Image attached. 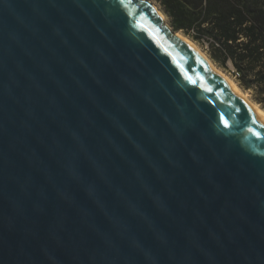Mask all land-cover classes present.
<instances>
[{"label": "water", "instance_id": "1", "mask_svg": "<svg viewBox=\"0 0 264 264\" xmlns=\"http://www.w3.org/2000/svg\"><path fill=\"white\" fill-rule=\"evenodd\" d=\"M147 0H0V264H264V122Z\"/></svg>", "mask_w": 264, "mask_h": 264}, {"label": "trees", "instance_id": "2", "mask_svg": "<svg viewBox=\"0 0 264 264\" xmlns=\"http://www.w3.org/2000/svg\"><path fill=\"white\" fill-rule=\"evenodd\" d=\"M172 28L204 45L264 109V0H154ZM229 63L233 65L231 69Z\"/></svg>", "mask_w": 264, "mask_h": 264}, {"label": "bare ground", "instance_id": "3", "mask_svg": "<svg viewBox=\"0 0 264 264\" xmlns=\"http://www.w3.org/2000/svg\"><path fill=\"white\" fill-rule=\"evenodd\" d=\"M153 7L156 9L158 15L165 21L166 15L153 3H151ZM177 37H179L181 40H183L185 43L188 44V46L197 54H199L203 59L207 62V64L212 68V70L219 73L229 84L231 89L236 92L238 96H240L244 101H246L250 107L253 109L256 116L264 122V109L260 107L258 103H256L250 96L249 93L242 89L237 81L234 80L229 74H226L224 71H221L220 68H218L213 61L208 57V55L199 48V46L193 42L190 38L185 36L182 32L177 31L175 33Z\"/></svg>", "mask_w": 264, "mask_h": 264}, {"label": "rangeland", "instance_id": "4", "mask_svg": "<svg viewBox=\"0 0 264 264\" xmlns=\"http://www.w3.org/2000/svg\"><path fill=\"white\" fill-rule=\"evenodd\" d=\"M147 1H149L150 3H153V4H155L159 9H160V7H159V5L154 1V0H147ZM161 10V9H160ZM162 11V10H161ZM163 12V11H162ZM164 13V12H163ZM165 14V13H164ZM165 24L168 26V28L170 27H172L171 26V24H170V22H169V19H168V17L166 16V19H165ZM185 35V34H184ZM191 39V38H190ZM192 40V39H191ZM193 41V40H192ZM194 42V41H193ZM198 46H199V48L200 49H202L207 55H208V57H209V54H208V52H207V50H206V44H204V45H201V44H198L197 42H195ZM210 58V57H209ZM211 59V58H210ZM212 60V59H211ZM213 61V60H212ZM213 63H214V61H213ZM218 68H220V70L221 71H224L226 74H229L232 78H234V80L235 81H237L238 82V80H237V78L235 77V74H232L231 72H228V71H226V70H224L223 68H221V67H219L216 63H214ZM229 66H230V68L232 69L233 68V65L231 64V63H229ZM238 84H239V82H238ZM240 85V84H239ZM241 87V86H240ZM242 88V87H241ZM243 89V88H242ZM248 93H249V96L252 98V96H251V93L248 91ZM253 99V98H252Z\"/></svg>", "mask_w": 264, "mask_h": 264}, {"label": "built area", "instance_id": "5", "mask_svg": "<svg viewBox=\"0 0 264 264\" xmlns=\"http://www.w3.org/2000/svg\"><path fill=\"white\" fill-rule=\"evenodd\" d=\"M233 71L235 72V77L237 78V77L239 76V73H238V72H236V70H235V69H233Z\"/></svg>", "mask_w": 264, "mask_h": 264}]
</instances>
